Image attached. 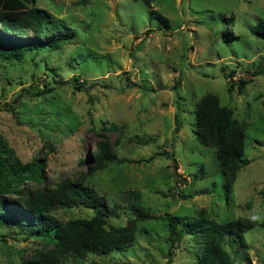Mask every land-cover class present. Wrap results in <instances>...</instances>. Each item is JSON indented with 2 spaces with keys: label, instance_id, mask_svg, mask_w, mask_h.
<instances>
[{
  "label": "rangeland",
  "instance_id": "obj_1",
  "mask_svg": "<svg viewBox=\"0 0 264 264\" xmlns=\"http://www.w3.org/2000/svg\"><path fill=\"white\" fill-rule=\"evenodd\" d=\"M36 7L74 36L57 51L0 59V135L23 163L38 159L45 167L43 183L21 189L40 192L63 181L92 187L113 210L106 229L129 226L133 233L124 250L84 260L68 255L61 264H197L194 238L170 247L167 222L138 221L141 213L262 223L264 75L255 73L264 71V42L252 28L264 20V0H151L150 8L138 0H36ZM18 36L24 44L46 42L31 32ZM240 79L252 81L240 95L236 87L228 93ZM206 94L246 126L249 164L229 187L214 149L195 139V105ZM98 143H107L116 160L94 171ZM9 210L27 227L0 225V264H26L51 249V233H32L31 217L12 204ZM53 214L66 222L89 219L93 210ZM243 237L244 245L224 246L232 264H264V229Z\"/></svg>",
  "mask_w": 264,
  "mask_h": 264
},
{
  "label": "trees",
  "instance_id": "obj_2",
  "mask_svg": "<svg viewBox=\"0 0 264 264\" xmlns=\"http://www.w3.org/2000/svg\"><path fill=\"white\" fill-rule=\"evenodd\" d=\"M150 8L151 0H138ZM153 17L167 24V19L152 11ZM31 32L45 38V43L24 44L18 42V35ZM146 33H149L146 31ZM49 34L51 35L49 37ZM252 34L264 42V20L252 28ZM74 33L58 24L45 10L36 7V0H0V59L19 61L32 51L48 48L57 51ZM233 73V72H232ZM229 81L232 75L222 72ZM256 75H264L258 71ZM252 80L240 79L236 85L230 82L228 93L236 87L240 95ZM179 78L175 81L174 88ZM174 132H179V112L174 114ZM245 124L233 118L230 107L223 106L217 96L206 94L195 105V139L205 147L214 149L217 168L225 177L226 186L235 183L238 173L249 164L243 157ZM95 168L100 170L116 160L107 143H98L93 156ZM44 164L33 159L23 163L0 135V225L15 224L21 229L27 227L9 210L10 205L22 209L32 219L28 226L32 233H51L52 247L37 253L26 264H61L68 255L84 260L88 254H107L126 249L133 242L132 229L127 227L106 229L105 216L113 210L106 208L103 198L96 191L81 183L63 181L54 187H45L40 192L22 191L28 182H44ZM91 170L87 172L89 174ZM26 192V195L22 193ZM132 193V192H131ZM264 194V190L261 191ZM15 195L18 198L12 199ZM139 200V193L130 194ZM7 196H10L8 198ZM7 199V200H6ZM75 207L90 208L89 219H72L66 222L54 216L57 210ZM209 217V216H208ZM204 213L193 218L154 217L141 213L137 220L166 221L169 230V246L187 235L196 240L200 247L197 264H232L224 246L231 243L244 245V233L256 226L264 229V220L258 224L252 219L237 218L223 223L215 222Z\"/></svg>",
  "mask_w": 264,
  "mask_h": 264
}]
</instances>
